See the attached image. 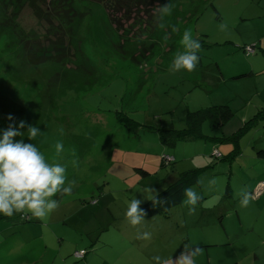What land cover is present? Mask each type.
<instances>
[{"label":"rangeland","instance_id":"rangeland-1","mask_svg":"<svg viewBox=\"0 0 264 264\" xmlns=\"http://www.w3.org/2000/svg\"><path fill=\"white\" fill-rule=\"evenodd\" d=\"M21 14L25 31L34 30L39 34L36 41L48 46L46 23L28 7ZM84 17L81 30L86 34L92 19ZM189 30L201 43L195 70L170 71L173 55L163 68H152L145 78L140 75L141 82L128 60L105 53L97 44L86 47L89 65L96 70L88 78L76 69L74 56L66 62L10 58L1 51L0 38V137L12 123L9 115L17 125L25 121L21 132L29 125L37 127L40 134L29 143L46 162L66 166L65 186L71 182L72 188L42 220L30 214H0V264H13L17 255L24 258L17 264H36V258L37 264H79V249L98 233L115 245L132 240L139 229L153 228L164 230L160 237H151L156 241H178L198 230L208 237L213 233L220 244L208 247L209 253L220 251L229 235L228 247L241 262L264 263V191L255 195L258 184L243 187L250 181L248 175L264 177V156L257 155L264 146V115L255 117L258 110L264 112V0H210ZM244 46L254 52L244 51ZM182 51L179 42L177 52ZM223 104L231 115L215 128L202 121L201 132L221 138L235 132V140L213 142L203 136L167 145L158 139V128H184L189 111ZM114 111L134 120V139L128 140ZM57 141L64 144L60 156L55 153ZM258 141L263 143L256 147ZM213 148L224 160L212 158ZM233 148L236 156L229 158ZM167 152L176 161L163 165L160 158ZM196 167L206 169L190 186L201 196L195 212L189 214L184 197L165 213L144 217L137 227L127 222L132 199L143 203L154 195L150 189L158 193L170 182L160 184ZM213 179L216 183L209 185ZM242 189L251 194L247 207L240 206ZM42 239L47 243L43 254ZM29 255L32 261L26 259Z\"/></svg>","mask_w":264,"mask_h":264},{"label":"trees","instance_id":"trees-1","mask_svg":"<svg viewBox=\"0 0 264 264\" xmlns=\"http://www.w3.org/2000/svg\"><path fill=\"white\" fill-rule=\"evenodd\" d=\"M209 1L0 0V38H4L1 51L9 53L10 58L26 57V60L36 62L53 58V61L66 62L71 61L70 57L74 56L76 69H79L84 77L89 78L94 77L96 70L89 65L90 56L86 47L88 44L91 47L97 44L105 53L114 55L120 60H128L138 73L141 82L140 75L145 74L144 77L153 72V69L163 68L170 57L176 55L184 31L189 30L202 12L205 3ZM167 3L173 6L172 13L164 18L165 27L160 28L157 9ZM26 7L31 10L35 18L39 19V22L46 23L44 34L49 45L45 48L36 41L39 34L34 30L26 32L19 22L21 13ZM84 16L92 19L91 24L86 28V34H83L81 30ZM172 26L177 29L175 32L172 31ZM165 35L168 37L167 41L164 39ZM71 50L72 53L69 56ZM146 66L148 69L145 71ZM91 88L92 86L89 87ZM262 113L264 115V112L258 110L255 117ZM230 115V109L225 104L192 110L186 115L184 128L180 130L158 128V136L161 142L167 145H173L177 140L196 139L203 136L205 139L210 138L216 141L235 140L237 137L235 132L224 138L203 135L201 132L202 121L208 120L209 124L215 128L220 123L219 120L225 121ZM114 117L121 124L120 126L127 130L128 140L134 139L136 136L134 120L121 111H114ZM27 131H24L22 136H16V141L22 140L24 143H29L31 140L28 139ZM233 150L234 148L229 158L236 156ZM263 152L260 151L259 155L264 156ZM162 154L172 157L169 163L161 159L163 165H170L175 161L171 154ZM213 158L224 160L221 153L217 157L213 155ZM203 169V167H196L180 172L174 181L160 190L157 199L167 200L166 204L153 206L151 200L153 196L139 204V208L147 213L144 217L165 213L180 204L184 198V189L198 182L199 174ZM71 193H60L53 198L60 202ZM81 250L84 251V256L87 249ZM22 258L16 257L12 263L17 264ZM29 258L26 257V259Z\"/></svg>","mask_w":264,"mask_h":264},{"label":"clouds","instance_id":"clouds-1","mask_svg":"<svg viewBox=\"0 0 264 264\" xmlns=\"http://www.w3.org/2000/svg\"><path fill=\"white\" fill-rule=\"evenodd\" d=\"M172 5L167 3L160 6L157 11L159 13L157 20L159 27L164 28V18L172 13ZM222 28L226 27L224 25ZM177 29L172 26V31ZM165 41L168 37L165 35ZM183 48L182 52H177L171 65L170 71L185 70L193 72L198 63L199 57L197 53L201 49V43L197 39H193L190 30L186 29L180 40ZM8 120L12 121L8 128L3 130L0 137V214L12 217L14 214H30L33 218L44 219L54 212L58 207L57 200L53 199L57 194H68L71 192V182L65 186L66 182V166L60 163H48L45 156L32 143H24L22 140L15 141L14 137L24 135L20 129H23L25 121L20 120L17 125L12 115L8 116ZM60 134L63 135L61 128ZM40 131L37 127L28 126V139L34 140ZM56 156H60L64 151L62 141L55 143ZM75 165V161L72 162ZM199 182V181H198ZM215 179L209 181V185H214ZM154 193L151 200L153 206L164 205L167 200L157 199L158 193L154 189H150ZM185 199L183 204L188 206L189 214L195 212L196 205L201 200L200 194L188 187L184 189ZM240 206L247 207L251 200V194L242 189L240 193ZM141 200L132 199L128 204L125 219L133 226L137 227L144 221L147 214L139 208ZM138 240H150L151 233L143 232L137 234ZM202 252L198 247L184 246L180 255L173 260L170 258H162L154 256L153 260L156 264H196L195 257Z\"/></svg>","mask_w":264,"mask_h":264},{"label":"crops","instance_id":"crops-1","mask_svg":"<svg viewBox=\"0 0 264 264\" xmlns=\"http://www.w3.org/2000/svg\"><path fill=\"white\" fill-rule=\"evenodd\" d=\"M246 119L247 118L244 117L243 121H245ZM158 139H159V136H158ZM206 140H210L213 142L216 141V140H211L209 138H207ZM262 143L263 141H258L256 147H258V145H262ZM260 148L261 149L258 150V152L264 151V146ZM213 149H217V148H213ZM167 153L173 155L170 152H167ZM257 155L262 157V155H259V154ZM263 155H264V152H263ZM213 159H210V162H213ZM175 161H176V158H175ZM203 168L204 169L202 170V172L206 169V167H203ZM248 176L250 178V181L248 182V184L243 183V187H246L247 185L250 188H255L256 185L260 181H264V177L255 178L250 175ZM173 179L174 178H172L171 180L169 179L167 182L166 181L163 182L162 184H160V186L165 187V185L171 182ZM93 200L94 199H92L91 201L93 202ZM138 232L139 233L149 232L151 233V237H153L155 234V238H156V237H160V234L163 233L164 230H162L161 228H153V229H146V230L139 229L134 233V238L132 240L130 241L120 240L115 245H108L106 241L101 240L100 238L101 234L98 233L95 239H90L88 241V244L86 245L87 247H82L79 249V250L87 249L86 254L81 258L82 261L79 264H143V263L156 264V261L153 260L154 256L158 255V256H161L162 258L172 257L173 260H175L180 255V252L183 251L185 245L189 247H198L202 249V252L198 256L195 257L196 264H244L243 262H241V259L233 255L231 247H228V246H231L232 244L229 235H228L229 241L224 244L225 246L218 247V248H222V249H217L220 251H216V253H209L210 249H208V247L216 248L220 244L217 236H215L213 233L210 234L208 237L207 234L205 233L201 234L200 231L198 230L195 232V235L193 234H191L190 236L183 235L181 236V239H179L178 241L176 240L174 241L147 240L145 241V240H138L136 238ZM42 240H43L42 241L43 245L42 247H40L39 250H43L42 251V254H43L46 251L47 243L45 239H42ZM17 257H22V256L17 255ZM30 259L32 260V258ZM38 259L39 258H36L35 260L36 264L38 262ZM21 261H24V258H22ZM256 261L257 263H251V264H264V263H260L257 259Z\"/></svg>","mask_w":264,"mask_h":264},{"label":"built area","instance_id":"built-area-1","mask_svg":"<svg viewBox=\"0 0 264 264\" xmlns=\"http://www.w3.org/2000/svg\"><path fill=\"white\" fill-rule=\"evenodd\" d=\"M244 50L247 51L248 53H253L254 52V48L251 47V46H244ZM213 155L215 157L220 156V152L217 149H214ZM165 159H171V157L166 156ZM262 191H264V181H261V182L258 183V187H257V189L254 192H255V195H258ZM21 217H23V215H21ZM24 218H26V216H24ZM83 253H84V251L80 250L79 253H78L79 257H82Z\"/></svg>","mask_w":264,"mask_h":264},{"label":"bare ground","instance_id":"bare-ground-1","mask_svg":"<svg viewBox=\"0 0 264 264\" xmlns=\"http://www.w3.org/2000/svg\"><path fill=\"white\" fill-rule=\"evenodd\" d=\"M166 156L171 157L170 155L162 154V155H161V159H162V160H165L167 163H169V161H171L172 157H171V159H165Z\"/></svg>","mask_w":264,"mask_h":264}]
</instances>
